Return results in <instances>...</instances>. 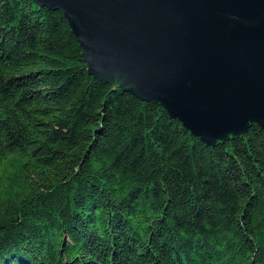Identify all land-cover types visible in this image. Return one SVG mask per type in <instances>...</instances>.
I'll use <instances>...</instances> for the list:
<instances>
[{"label": "trees", "instance_id": "trees-1", "mask_svg": "<svg viewBox=\"0 0 264 264\" xmlns=\"http://www.w3.org/2000/svg\"><path fill=\"white\" fill-rule=\"evenodd\" d=\"M0 264H264V130L207 146L0 0Z\"/></svg>", "mask_w": 264, "mask_h": 264}, {"label": "water", "instance_id": "water-1", "mask_svg": "<svg viewBox=\"0 0 264 264\" xmlns=\"http://www.w3.org/2000/svg\"><path fill=\"white\" fill-rule=\"evenodd\" d=\"M89 74L160 105L207 146L264 130V0H33Z\"/></svg>", "mask_w": 264, "mask_h": 264}]
</instances>
